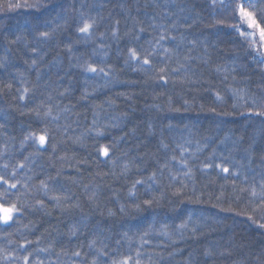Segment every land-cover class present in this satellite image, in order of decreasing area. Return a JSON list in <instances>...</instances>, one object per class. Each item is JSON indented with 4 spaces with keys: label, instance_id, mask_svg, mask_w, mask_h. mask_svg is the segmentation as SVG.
Masks as SVG:
<instances>
[{
    "label": "trees",
    "instance_id": "trees-1",
    "mask_svg": "<svg viewBox=\"0 0 264 264\" xmlns=\"http://www.w3.org/2000/svg\"><path fill=\"white\" fill-rule=\"evenodd\" d=\"M237 2L0 0V264H264V52Z\"/></svg>",
    "mask_w": 264,
    "mask_h": 264
},
{
    "label": "snow or ice",
    "instance_id": "snow-or-ice-1",
    "mask_svg": "<svg viewBox=\"0 0 264 264\" xmlns=\"http://www.w3.org/2000/svg\"><path fill=\"white\" fill-rule=\"evenodd\" d=\"M221 6L222 7H227L228 5H225L224 0H220ZM16 7H20V4L15 5ZM25 7L31 6V7H36L39 8L40 5L39 4H35V5H28L25 4ZM234 12V16L235 15H239L241 23H246L248 29H251V31H243L241 30V28L239 26L235 27V30L239 33L240 37L248 42L250 44V46H252L253 48L257 49V54L259 55L261 52H264V0H238V2L236 3V7L233 10ZM173 27H175V24L172 25ZM92 27L91 24L89 23H85L83 27H81L79 29L80 32L82 33H88L89 29ZM153 27H155V25H153ZM141 32L144 31L143 28L140 29ZM259 36V41L257 42V40L255 39V36L257 35ZM115 35V32L113 33ZM49 35V33L47 32H42L41 36L47 37ZM165 39L164 34L160 35V40ZM257 43H258V47H257ZM130 55L131 58L133 60L138 59L137 53L134 49H130ZM165 51L167 52L168 49H165ZM151 54V53H150ZM260 63H264V56L261 57ZM35 63V62H34ZM143 64L147 65L150 64L149 59L145 58L143 60ZM89 71L95 72L96 68L89 66ZM100 71H103V69H101ZM161 72L164 71L163 68L160 69ZM173 71H176V69H173ZM107 74V73H105ZM161 79H163V77H161ZM21 100L24 99L23 96L20 97ZM257 115H264V113H257ZM40 142L41 145H43L44 143V136H41L40 138ZM107 151H104V155H107ZM5 167H7V165H5ZM21 167H23V165H21ZM217 167H220V165H217ZM224 172H228V168H223ZM173 179H175V177H173ZM0 181H3V178L0 177ZM4 183H7V181H3ZM136 183H142V181H137ZM9 188H15L16 184H9L8 185ZM261 189H264V183H262L260 185ZM4 195L3 193H0V196ZM252 195L256 196L257 193L255 191V189L253 188L252 191ZM262 201H264V197H262ZM145 203H150L149 201H145ZM17 206L15 204H12L10 206H4L2 203H0V221L7 223L8 221L12 220L13 218V214L15 212H17ZM249 219H251V217H249ZM187 225H181V227H186ZM261 227H264V225H261ZM145 243L147 241H144ZM74 255L79 256L80 253L76 252L74 253ZM205 255H211L210 252H205ZM27 257H25V264H27ZM93 264H95V262H93ZM122 264H128V260L125 259ZM137 264H139V261H137Z\"/></svg>",
    "mask_w": 264,
    "mask_h": 264
},
{
    "label": "rangeland",
    "instance_id": "rangeland-1",
    "mask_svg": "<svg viewBox=\"0 0 264 264\" xmlns=\"http://www.w3.org/2000/svg\"><path fill=\"white\" fill-rule=\"evenodd\" d=\"M17 212H15L14 214H13V216L16 214ZM11 221V220H10ZM10 221H8L7 223H9Z\"/></svg>",
    "mask_w": 264,
    "mask_h": 264
},
{
    "label": "bare ground",
    "instance_id": "bare-ground-1",
    "mask_svg": "<svg viewBox=\"0 0 264 264\" xmlns=\"http://www.w3.org/2000/svg\"><path fill=\"white\" fill-rule=\"evenodd\" d=\"M4 223V222H3Z\"/></svg>",
    "mask_w": 264,
    "mask_h": 264
}]
</instances>
